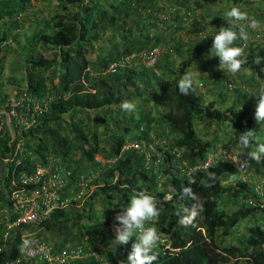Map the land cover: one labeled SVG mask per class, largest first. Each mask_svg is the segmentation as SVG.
<instances>
[{
    "label": "trees",
    "instance_id": "obj_1",
    "mask_svg": "<svg viewBox=\"0 0 264 264\" xmlns=\"http://www.w3.org/2000/svg\"><path fill=\"white\" fill-rule=\"evenodd\" d=\"M55 1L53 15L49 20L42 21L41 28L28 43L32 54H29L26 63L31 71L26 68L24 90L37 98L54 91L58 98L35 118L33 125L20 133L16 131L12 139L5 126L0 130V207L5 205L6 195L13 188L10 182L12 177L32 170L35 163H45L47 156L57 159L70 170L71 176L62 190V196H74L80 191L79 187L70 185L80 174L88 176L90 181L84 193L66 207L52 208L38 224L14 229L2 245L0 264H8L15 259H19L15 264H45L22 259L19 252L21 232L31 233L32 237L50 245L52 250L59 249L66 242H77L98 257L77 259L68 264H99L100 259L109 264H120L121 261L126 264L135 237L127 245L117 244L108 225H114V216L127 206L134 191H144L158 201L160 214L150 222V226L157 225L161 229L158 234H166L167 246L158 245L154 249L158 256L155 264H264V211L260 207L264 206V195L260 201L251 183L238 178L231 160L222 159L205 169L191 170L189 174L195 182L188 185V176L173 165L172 155L166 149L156 147L158 152L150 150L149 153L147 149V157L144 152L121 150L126 142L147 139L155 117L147 113L135 119L129 116L123 125L125 118L118 121L113 116L115 126L122 132L109 133L102 141L95 124L81 117L83 112L92 110L105 113L111 109V105L115 108L122 101L141 97L143 102L151 101L160 106L157 115L165 129H161L158 135H171L172 141L168 144L181 147L183 159L189 165L204 160L218 140L217 136L212 140L198 137L193 126V119L196 118L214 121L221 128L229 124L231 142L239 149L238 159L252 168L257 162L248 159L246 153L252 150L255 143L251 148L241 149L238 140L241 133L254 129L257 124L253 118L254 110L250 109L256 105V97L250 94L264 87V37L248 42L243 48L247 63L237 73L241 76V83L258 81V86L251 90L247 86H241L239 90L234 87V100L226 104L223 97L228 94V89L225 86L220 91L222 85L218 83L217 86L216 82L234 83L231 78L237 75L223 71L216 73L219 61H215L219 57L209 56L212 36L216 32L208 34L203 22L194 13L195 9L204 5L205 0L194 2V10L187 7L190 0H165L172 1L177 10L185 7L184 10L190 11L183 22L187 27L182 29L186 34L200 35L186 48L171 46L174 50L171 54L177 59L167 55L160 60L157 58L153 67L142 64L118 66L114 72L107 71L110 64L125 55L155 46L147 35V27L138 9L153 10L157 0ZM245 1L249 2L224 0L227 10ZM29 2L16 0V15ZM225 13L220 12L214 19L220 23L219 28L227 27L223 19ZM260 19L262 17L256 20ZM126 20H131L135 26L129 27ZM202 35L208 37L201 40ZM238 45L239 40L234 46ZM90 54L93 56L89 57ZM196 56H200L198 61L207 67L208 76H214V80H217L209 81L201 77L198 87L211 82L219 90L218 97L203 100L202 95L196 92L195 84L188 95L179 93L177 83ZM257 56L261 58L259 64L254 62ZM55 68L58 69V85L53 82V77L57 76L54 74ZM48 69L50 80L47 85L44 79ZM149 78L153 79L154 84ZM64 115H68L67 120ZM121 116L125 114L122 112ZM130 120L133 122L131 131ZM16 141L22 143L23 150L13 154ZM95 155L107 160L108 165L97 163ZM10 157L11 161H4ZM157 159L158 166L154 163ZM259 164L262 173L264 158ZM208 172L215 173L216 179L208 181L211 186L205 187L203 181L208 179ZM166 185L169 190H165ZM184 186L192 188L196 201L181 198L180 192ZM245 198H250L253 204L243 202ZM193 203L201 206L200 215L194 225L182 226L177 213L183 215L182 209ZM250 217L261 220H252L244 235L233 236L232 230ZM230 236L235 238V242L226 244L224 240Z\"/></svg>",
    "mask_w": 264,
    "mask_h": 264
},
{
    "label": "built area",
    "instance_id": "obj_2",
    "mask_svg": "<svg viewBox=\"0 0 264 264\" xmlns=\"http://www.w3.org/2000/svg\"><path fill=\"white\" fill-rule=\"evenodd\" d=\"M202 0H190L188 8H193L194 2H200ZM185 7H181L177 10L175 6H172L166 12H156L152 21L154 23H161L169 21L176 13H179V18L182 22L187 20V16L190 15V11L184 10ZM146 12H149L146 10ZM261 24V28L253 30L247 29L249 39L246 41H239L241 47H245L248 42L260 40L264 37V19L258 20ZM224 25L229 26L228 21H224ZM160 48L158 45L152 46L149 49L139 50L129 55H125L119 61L109 65L107 71L114 72L118 66H130L135 64H142L145 67H153L158 55ZM227 88L230 84L225 85ZM58 94L54 91L47 92L41 98H37L34 95L29 94L25 90L20 93V96L16 101L7 108L6 114L9 118L11 139L16 134L26 130L34 124L35 118L45 111L50 102L56 100ZM3 119L0 114V130L3 129ZM17 142V141H16ZM156 147L160 150L166 149L172 155L171 162L173 165L186 174L191 180L190 171L193 169H205L212 163L218 160L228 159L231 160L236 168V174L238 178L250 182L253 186V191L261 201L264 195V174L255 176L251 173H245L248 169V163L241 161L237 157V151L232 150L231 147H218L215 146L213 151H210L204 160H197L192 165L186 164V161H175L174 158H179L183 149L178 146H170L166 141L161 138L153 136L151 133L147 134V139L140 138V140L130 141L127 144L121 146V150H133L138 152H144L146 157L147 149L149 151L158 152ZM23 150L22 143L18 141L15 143L13 154L16 151L21 152ZM215 151V152H214ZM10 158L4 159V161H11ZM94 160L98 163L101 159L98 155L94 156ZM95 162V163H96ZM102 163V162H101ZM71 176L70 170L66 169L61 165L57 159L47 156L45 163H35L34 167L30 171L21 172L10 180L13 188L6 195L5 205L0 207V251L3 243L9 238L10 233L23 225L38 224L42 222L48 212L54 208H62L69 205L71 201H75L83 193L84 189L89 183V178L86 175L80 174L78 179L70 185L72 187H79L80 191L73 195L62 196V190L67 186L69 177ZM247 177V178H246ZM249 204H253L250 198L242 200ZM264 211V206L260 205ZM264 214V212H263ZM264 227V224H262ZM111 233L115 234L114 228L108 225ZM29 232H21L19 236L20 248L19 252L22 259L32 260L35 263L45 264H68L77 259H84L93 257L98 259L95 252L84 249L83 246L77 242H66L59 249L52 250L50 245L41 242L37 237H32ZM160 235V243L162 247H166L167 238L166 234ZM25 240L31 241V245L24 248L22 245ZM19 259L10 261L8 264H15ZM99 264H109L103 262L100 259Z\"/></svg>",
    "mask_w": 264,
    "mask_h": 264
},
{
    "label": "crops",
    "instance_id": "obj_3",
    "mask_svg": "<svg viewBox=\"0 0 264 264\" xmlns=\"http://www.w3.org/2000/svg\"><path fill=\"white\" fill-rule=\"evenodd\" d=\"M175 4L172 1L157 0L156 7L151 9L139 10L138 14L144 19L145 25L147 27V35L152 39L155 45H158L160 48V53L158 55V60L169 56L172 59H177L174 57L173 49L171 46H183L186 48V45L196 40L200 37L199 34H186L182 27H187L179 18V13H176L169 21L154 23L152 18H154L155 11L166 12ZM239 7L242 11L249 13L250 17L255 19L261 18L264 19V0H249L242 2L240 5H234ZM230 7V6H229ZM56 8L55 0H30L29 4L16 15V0L4 2L0 0V114L3 119V126L6 127L8 134L10 133L9 118L7 117L6 111L7 108L13 105V103L18 99L20 93L26 87V68L30 72L31 67L26 61L28 60L29 53L27 52L28 43L31 41V37L41 28V23L43 20H49L53 15V12ZM228 6L225 5L224 0H205L204 5L195 9L194 13L196 18H200L203 22V25L206 27L205 30L208 34L212 32H217L220 27V23L214 21L216 15L220 12L227 11ZM148 10L149 12H146ZM151 10V11H150ZM251 14V15H250ZM253 14H258L252 16ZM16 20L18 25L16 27ZM261 20V19H260ZM129 27L135 26L134 22L131 20H126ZM136 35V34H135ZM156 40V41H155ZM151 41V43H152ZM240 41V40H239ZM22 48V49H20ZM170 50V51H169ZM170 52V53H169ZM200 56L192 58L190 66L187 70H192L191 73H197L199 76L207 75L206 79L214 80V76H208L207 67L202 65L200 61ZM216 60L215 62H218ZM194 62V64H192ZM212 63V61L210 62ZM219 64V62H218ZM194 65V67L192 66ZM211 67V65H209ZM219 73L220 70L217 67ZM186 72V71H185ZM190 72V71H189ZM224 72V71H223ZM34 71H32L33 75ZM50 70H46L44 82H49ZM227 74H230L227 72ZM49 75V76H48ZM231 75V74H230ZM232 77L235 82L232 83L233 86L236 84H241V76L236 74ZM242 75V74H241ZM218 79V78H216ZM257 79V78H255ZM58 75L53 77V82L58 85ZM201 80H196L194 82V87L197 92L202 95L203 100H211L218 97L217 91H223V82H216V85L220 83L222 86L217 89L213 83H205V86L198 87V83ZM213 85V86H212ZM218 86V85H217ZM48 88V86H46ZM226 89H230L227 88ZM241 89V86H240ZM255 89V88H254ZM234 93L228 90V94L223 97L226 104L234 100ZM222 98V97H221ZM251 110H255V106L252 105ZM254 168L257 170L256 173L259 175L264 174L260 164H255ZM254 173V172H253ZM254 173V174H256ZM252 175V174H251Z\"/></svg>",
    "mask_w": 264,
    "mask_h": 264
},
{
    "label": "clouds",
    "instance_id": "obj_4",
    "mask_svg": "<svg viewBox=\"0 0 264 264\" xmlns=\"http://www.w3.org/2000/svg\"><path fill=\"white\" fill-rule=\"evenodd\" d=\"M223 19L229 22V26L219 28L212 36L209 56L219 57L217 67L220 70L237 74L247 63V56L243 47L234 45L237 40L246 41L249 39L248 28L257 30L261 28V24L255 18L250 17L246 11H242L236 6L227 10ZM207 37V35H202L201 40ZM260 60L261 58L257 56L254 62L259 64ZM193 84V74L190 72L185 73L177 83L179 93L185 96L188 95L189 90L193 88ZM250 96L256 97L253 118L258 124L264 125V87L254 90ZM135 107V104L128 100L122 101L120 105L121 110L128 112L134 111ZM238 143L241 149L251 148L253 143H255V147L246 153L248 159L259 163L264 158V142H261L255 129H248L241 133ZM207 177L208 179L203 181L205 187L211 186L208 181L216 179L215 173L212 172H208ZM194 182V180H189L188 185ZM180 196L182 199H191L193 201L197 199L190 186H184L181 189ZM121 209L114 216L115 241L117 244L127 245L131 238L135 237V242L131 245L126 264H155L158 256L154 249L160 243V235L155 227L150 226V222L160 214L158 201L144 191H134L127 206ZM201 210V206L198 203H193L190 207H184L182 209L183 215L180 212L177 213L179 223L182 226L194 225ZM31 243V241L25 240L22 246L27 248ZM120 264H125V262L121 261Z\"/></svg>",
    "mask_w": 264,
    "mask_h": 264
},
{
    "label": "rangeland",
    "instance_id": "obj_5",
    "mask_svg": "<svg viewBox=\"0 0 264 264\" xmlns=\"http://www.w3.org/2000/svg\"><path fill=\"white\" fill-rule=\"evenodd\" d=\"M22 49V48H20ZM27 52L29 54L31 51L29 50V48L26 49ZM89 57H92L93 55L90 54L88 55ZM192 64H194V62H192ZM194 67V65H192ZM51 68H53V66H51ZM59 68V67H58ZM56 71H54V74L57 75V68H55ZM60 69V68H59ZM50 70V69H49ZM190 71V73L192 72L191 68L190 70H187L185 73H188ZM193 74V73H192ZM44 75V73H43ZM184 74L181 75V77ZM180 77V78H181ZM202 79H206V75H201L199 76L197 73L193 74V78H194V82L196 80H201ZM151 84H154L153 79L149 78ZM233 81V79H232ZM233 82L230 81V83L228 81H224L223 82V86L225 87L226 84H230V89H228L230 92L234 93L233 95H235V92L233 91L234 87H236L239 90L240 86H247L250 90L253 89L254 87L258 86V81L257 82H252V83H241V84H236L235 86H233L232 84ZM150 88V86H149ZM197 92V90H196ZM142 94L144 95V93L142 92ZM128 101L132 102L135 104V110L132 112H128V111H123L120 108V105H118L117 107H113V105H111V109H108L107 111H105V113H98L96 111H87V112H83V115H81L82 118H84L85 120H89L91 122L92 125H94V127L96 126V130L98 133V137H100V141H102L104 138L107 137V134H111L112 132H116V133H121V129L119 127L115 126L114 123V118L113 116L118 119V121L123 120L124 118V123H126V121L128 120V117H132V119L138 118L139 116L143 115L144 113L149 114L150 116L155 117V121L152 122L151 124V131H149V133H151L153 136H157L158 134H160L159 131L164 130V123L162 121V119L159 117V115H157L158 110H160V106H156L153 102L151 101H147V102H143V100L141 99V97H132L130 99H128ZM230 102V100H229ZM251 109V108H250ZM118 112V113H117ZM122 112L125 114V116H121L119 117L120 114H122ZM112 113V116H111ZM116 113V114H115ZM64 119L67 120L68 119V115H64ZM119 123V122H118ZM118 126V125H117ZM193 126H194V130L195 133L198 137H200L201 139H205V140H212L215 138V136L218 137V140L215 142V144L213 145V149L215 146L218 147H225V146H229L232 148V150L238 151V147L236 145L233 146L232 142H231V130H230V125H225L224 128H221L216 122L214 121H207V120H198L196 118L193 119ZM254 129H256V134L258 137H260L261 142H264V125H260V124H256L254 126ZM129 130H133V122L132 120L129 121ZM159 138H161V140L166 141L167 143L169 142V144H171L172 141V137L171 135H167L165 136H159ZM129 142H126L124 144H127ZM176 146V145H175ZM255 147V146H254ZM253 147V148H254ZM213 149H211L210 151H213ZM129 150V149H127ZM215 152V151H214ZM99 156V155H98ZM99 158L101 159L102 164H106L108 165L106 162L107 160L103 159L101 156H99ZM175 161H183V156L182 153L178 158H174ZM186 161V160H184ZM154 163L158 166L159 165V159L154 160ZM154 164V166L156 167V165ZM187 166L189 165V163L186 161ZM253 171H255L254 173H256V169L254 167H249L248 170H246V174L247 173H251L254 174ZM256 173L254 174L255 176H257ZM247 178V177H246ZM162 188V187H161ZM165 190H169V186L166 185L165 186ZM89 192H86V194H88ZM231 208V206H230ZM111 219V217H109V220ZM252 220H255V222L258 220H261L260 218L255 219L253 217H250L248 220H242L235 229L232 230V234L233 236L235 235H244L246 233V227L248 226L249 223L252 222ZM260 222V221H259ZM111 222H108V224H110ZM112 224V223H111ZM107 226V224H106ZM105 226V228H106ZM157 231L161 230L157 225H155ZM114 228V226H113ZM166 231V230H165ZM217 241V240H216ZM226 244L230 243V242H235V238H231V236L229 238H226V240H224ZM226 264H230L226 263Z\"/></svg>",
    "mask_w": 264,
    "mask_h": 264
}]
</instances>
